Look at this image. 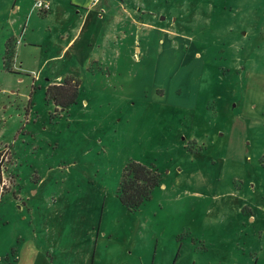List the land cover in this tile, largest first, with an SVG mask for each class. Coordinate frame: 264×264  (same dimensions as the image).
<instances>
[{"label":"rangeland","instance_id":"374dc122","mask_svg":"<svg viewBox=\"0 0 264 264\" xmlns=\"http://www.w3.org/2000/svg\"><path fill=\"white\" fill-rule=\"evenodd\" d=\"M111 2L84 67L5 50L61 27L0 0V264H264V0ZM71 75L74 101L47 96ZM131 162L161 177L135 211Z\"/></svg>","mask_w":264,"mask_h":264},{"label":"crops","instance_id":"0c3cea01","mask_svg":"<svg viewBox=\"0 0 264 264\" xmlns=\"http://www.w3.org/2000/svg\"><path fill=\"white\" fill-rule=\"evenodd\" d=\"M36 1H44L48 4V9L43 14L48 22L52 20L58 21V24H55L49 30L52 33H57L55 32V26L59 25L61 29L60 32L57 33V38L54 40L50 35V37H48L50 41L44 38L40 42L39 40H33V38H30V36L26 34L23 35V39H17L11 35L3 39L4 49H7L9 41L18 40L19 42L16 48L19 52L22 47L27 45H47L46 53L48 59H46V61L64 60L67 55H70L69 57L73 56L82 61V63L85 62L84 67L87 66V63L93 64L96 62L98 64L100 61L98 57L99 53L95 51L94 43L98 41L96 37V27L98 25L100 26L101 20H104L103 17L101 18V9H104V6L112 8V6H116L117 4L112 3L111 0H100L96 4H93L91 0H35V2ZM119 7L123 10L121 16H125L120 18V16L118 17V14H116L113 17L112 23H114L116 27L117 24L120 25L122 22L127 23L130 19V25L133 26L135 24V14L131 12V10L127 11L126 8H122V6ZM22 9V6L18 5L15 8H11L10 11L15 14H21ZM36 11L40 12L38 8H36L35 3H33V6L27 13L28 21L36 16ZM66 26L68 27L66 28ZM109 32L112 34V25H110V29L106 35L107 39L112 38ZM51 47H57V52L53 56L49 55L50 51H52ZM85 56L87 57L84 59ZM84 67H82V69H84ZM69 77L76 79L73 75ZM62 82L63 79L57 76L48 86L61 85Z\"/></svg>","mask_w":264,"mask_h":264},{"label":"trees","instance_id":"16d2710c","mask_svg":"<svg viewBox=\"0 0 264 264\" xmlns=\"http://www.w3.org/2000/svg\"><path fill=\"white\" fill-rule=\"evenodd\" d=\"M78 84V81L74 78L67 77L61 85H49L47 96L54 98L61 105H66L74 101L77 96L76 90L78 89ZM2 159L3 154L0 151V202L3 194L1 185L3 179ZM159 185H161V177L154 167L145 166L138 162H131L125 168L119 184V200L129 210H138L151 198L152 191Z\"/></svg>","mask_w":264,"mask_h":264},{"label":"built area","instance_id":"2783aa9c","mask_svg":"<svg viewBox=\"0 0 264 264\" xmlns=\"http://www.w3.org/2000/svg\"><path fill=\"white\" fill-rule=\"evenodd\" d=\"M93 4L98 3L100 0H91ZM36 8H38V10H47L48 9V4L45 3L44 1H36L35 3ZM103 11V10H102ZM104 12V11H103Z\"/></svg>","mask_w":264,"mask_h":264}]
</instances>
